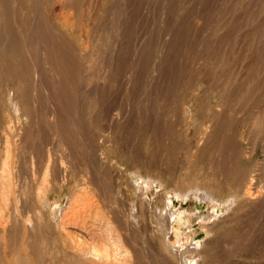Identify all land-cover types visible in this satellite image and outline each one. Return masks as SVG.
Returning <instances> with one entry per match:
<instances>
[{
  "label": "rangeland",
  "instance_id": "1",
  "mask_svg": "<svg viewBox=\"0 0 264 264\" xmlns=\"http://www.w3.org/2000/svg\"><path fill=\"white\" fill-rule=\"evenodd\" d=\"M6 2L0 49L19 55L0 52V140L10 123L27 134L24 196L36 170L43 183L33 151L50 150L68 169L48 183L52 211L71 191L111 207L140 197L162 244L156 212L197 202L217 216L187 231L200 253L189 264H264V0ZM206 192L216 201L180 199ZM149 233L140 264H178Z\"/></svg>",
  "mask_w": 264,
  "mask_h": 264
},
{
  "label": "bare ground",
  "instance_id": "2",
  "mask_svg": "<svg viewBox=\"0 0 264 264\" xmlns=\"http://www.w3.org/2000/svg\"><path fill=\"white\" fill-rule=\"evenodd\" d=\"M7 4L6 0H0V10H5ZM0 34L1 39V30ZM0 52L3 55H19L14 46L8 50L0 49ZM17 124L6 126L5 131H9V136L0 140V251L7 258V264H140L138 249L142 244L136 240L140 231L152 233L150 245L163 260L189 264V260L200 258V253L196 252L198 245H187L188 241L184 240L195 222L205 223L216 218V209L215 213L204 215L198 211L201 206L197 202L189 213L174 210L173 202L171 207L165 206V210L154 215L164 230L162 244L156 237V227L150 222L151 207L147 200L140 197L137 201L122 198L119 207H111L101 196L94 201L71 191L66 211L61 208L52 211L59 203L54 202L49 207L52 189H49L48 183L56 184L62 174H68V169L63 163L58 164L50 150L48 153L38 148L33 151L34 164L44 168L43 183L38 185L36 170L31 180V194L34 196L29 194V197H25L24 174L15 158L18 147L25 144L27 134H17L20 129L22 131ZM51 142L54 144L55 140ZM153 184L146 182L147 186ZM254 191V188L248 189L243 193V198L251 199ZM215 194H185L180 199H195L210 204L216 201ZM233 200L227 201V205L241 202L236 195Z\"/></svg>",
  "mask_w": 264,
  "mask_h": 264
}]
</instances>
